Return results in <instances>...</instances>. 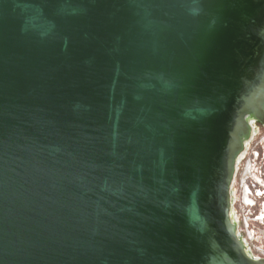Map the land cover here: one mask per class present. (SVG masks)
<instances>
[{
	"label": "water",
	"instance_id": "water-1",
	"mask_svg": "<svg viewBox=\"0 0 264 264\" xmlns=\"http://www.w3.org/2000/svg\"><path fill=\"white\" fill-rule=\"evenodd\" d=\"M254 121L264 0H0V264H264L229 215Z\"/></svg>",
	"mask_w": 264,
	"mask_h": 264
},
{
	"label": "flooded vegetation",
	"instance_id": "flooded-vegetation-1",
	"mask_svg": "<svg viewBox=\"0 0 264 264\" xmlns=\"http://www.w3.org/2000/svg\"><path fill=\"white\" fill-rule=\"evenodd\" d=\"M250 126L249 136L235 162L229 189V215L245 253L261 257L264 255V122L254 121Z\"/></svg>",
	"mask_w": 264,
	"mask_h": 264
}]
</instances>
